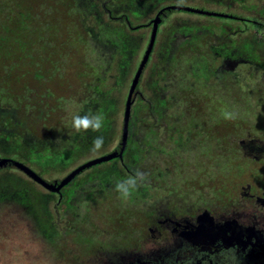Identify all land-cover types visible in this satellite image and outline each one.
I'll use <instances>...</instances> for the list:
<instances>
[{
  "label": "rangeland",
  "instance_id": "rangeland-1",
  "mask_svg": "<svg viewBox=\"0 0 264 264\" xmlns=\"http://www.w3.org/2000/svg\"><path fill=\"white\" fill-rule=\"evenodd\" d=\"M112 2L113 0L108 1L109 7H112ZM177 3L195 9L204 7L203 10L230 18L234 16L256 18L258 16L257 19L264 20V0H163L145 18H134L140 16L139 12H130V10L127 12L133 25L145 24L133 33L139 43H142L143 38L136 36L148 34L146 24L149 20L155 18V15L161 10L166 9V6H170L169 10L172 11V7L177 6ZM156 8L159 9L156 11ZM98 12L102 14L104 12V7L100 6V2L98 3ZM191 13L193 12L187 10L180 13L170 12L168 16H172L171 23L168 22L167 25L180 28L187 22L195 26L192 33L198 35L197 47L201 50L204 61L196 63L194 67L196 71L192 72V76H190L195 79V83L191 84L188 89L187 86L184 88L183 83L179 84L177 81L178 76L181 79L183 76L188 77L183 64L194 59L192 54L187 51L183 52L181 47V56L176 53L173 55L172 64H175L176 72L169 73L174 78V84H169L170 87L166 86L165 79L159 76H154V79L147 81L149 75L147 72L144 78L139 81L141 83L138 87V91L143 97L140 99L144 104H140L141 111H146L151 101L154 100V103L158 105L160 102L161 109L168 103L174 105V109L191 114L180 117L179 119L182 121L175 123L173 127L162 124L159 128H152L150 124H147L145 128L141 129L140 139L133 138V142L141 141L144 144L152 145V148L155 149L148 151L144 147V150L139 151V161L133 163L131 170L134 173L136 169H142L147 173L148 179H151L150 183L158 187L156 190L151 189L150 198L153 202L170 200L171 206L177 204L178 208H183L191 203L194 207H200L202 200L206 202L203 207L216 204L217 201L213 200V195H205L204 199L201 189L204 185L202 179L206 180L217 166H230L238 170L239 168L246 169L244 178L254 180L256 168L253 167V164L256 161H247L241 142H247L248 139H243L245 136L248 138H252L253 135L264 136L262 124L264 123V109L258 106L261 102L264 103L262 88L259 92L255 89L254 83L240 82L242 84L236 88L227 89L226 84L220 83L218 79L208 77L206 63L212 61V54L209 51L214 50L215 44H217V37L210 32H214L212 31L213 27L220 23V19L204 13L194 12V14L208 15L209 17L196 16ZM53 14L57 15L58 13L56 11L43 15L47 19V24L45 28H41V34L37 32L36 37L40 43L47 41L51 44V58L44 56L42 60L36 61V64L32 60L26 64L19 60H12L9 58V51H12L9 43L0 40V97H4V100L10 104L13 101L18 104L26 103L22 106L24 114L17 118L20 126H16V130L12 128L15 133L9 137L8 144L3 142V138L0 137L1 149L9 147V152L2 151L0 153L5 155L9 153V156H5L6 158L19 161L31 169L33 167L34 171L50 183L61 181L76 168L115 152L114 150L122 138L129 89L149 46V43L140 44V50L147 47L143 53L137 51L140 54L138 53L133 60L123 54L122 59L118 58L117 62L111 63L104 57V50L99 55L91 54L94 53V50L90 40L92 35L90 30H95L96 34L101 36L102 26L105 22L108 23L107 15L102 16L101 23H96L95 17L98 13L87 14L85 22L90 30L83 24L82 18L81 20L73 18L70 24L71 28L66 30L58 20H53ZM259 15L263 18H260ZM233 23L236 27L246 25L245 21H234ZM203 26H210L209 32L204 33ZM81 27L84 28V32ZM206 33L210 34L206 35ZM244 37L251 41L249 44L257 49L259 58L264 61V40L258 38L252 28ZM130 38L132 37L130 36ZM182 39L183 41L178 43L180 46L183 43L185 45L194 44L192 41L185 42L187 37ZM83 43L87 44V48L81 46ZM163 48L160 45L156 52L165 53ZM218 48L220 49L221 46ZM40 50L43 49L40 48ZM153 55L149 58L150 62ZM182 55H188V57ZM162 61L167 62V57L162 58ZM247 70H250L248 66L243 67L240 70V76L243 74L246 79ZM251 80L252 78L248 79V81ZM223 88L235 96L222 100L218 94L217 104H210L209 111H202L199 108L200 94L207 96L209 92H214L216 89L222 93ZM178 89H185L184 92H179L178 104L170 103L168 97L162 98V94L177 95ZM140 99L138 100L140 101ZM100 102L107 103L110 107L108 118L112 122V130L108 133L112 134L113 139L112 141L104 139V147L100 152L94 153L91 151L93 140H82L84 134L88 137L94 132L89 130L81 133V141H78L77 133L74 134L75 131L68 127L71 117L66 109L71 104L74 111L95 113L93 105L98 106ZM239 103H243L251 111L244 112L245 115H242L244 109L239 107ZM4 105L6 104L4 103ZM107 108L106 106V110ZM29 111L42 113L46 117L40 123L38 118L30 116L28 122V119L24 117L28 115ZM212 112H217V120L216 117L213 118L210 115ZM235 116L236 122L233 121ZM0 124L6 128L12 123L7 118H3L0 119ZM3 126L0 128V134ZM241 130H243L242 133ZM28 133L33 136H27ZM251 134L253 135L251 136ZM48 137H50L49 143L47 142ZM253 138L252 140H255V137ZM129 162L132 164L133 161ZM216 162L219 164L215 166ZM37 165H41V167ZM248 168H250L251 174H249ZM116 169H120L118 161L112 160L89 168L84 174H79L62 188L66 198L61 204L58 203L60 201L59 193L51 192L42 186L39 187L36 182L25 178L18 169H11V167L1 169L0 264H88V251L91 253L94 249L90 248L89 244L86 246V242L92 233L96 234L94 239L100 241L104 250H108V248L104 247L103 242L110 241L113 245H119L117 249L120 251L141 245L138 242L141 240V236L132 239L124 238L123 234H119L120 238L118 237L121 225L128 226L133 221L142 223L148 219L149 212L136 208L135 213L130 215L125 208H119L124 203L118 199L113 202L114 207H110L111 205L108 203L111 201L114 179L110 180L106 174ZM250 175H252V179ZM123 178L122 175L120 180ZM8 185L9 189H7ZM103 185L104 188H102ZM30 186L40 191L45 201L28 192ZM71 189H74V203L77 202L78 206L80 204L93 206L95 202V207L105 208L107 212L102 214L101 210L96 209L92 214H88V211L82 224L77 222L74 225L73 212L79 214V208L76 209V206H73L72 210L69 207V197L73 192ZM101 190L107 192H101ZM205 191L207 192L208 188ZM198 197L199 199H197ZM93 199L97 200L93 202ZM141 206L138 205V208ZM64 211L65 218L61 217L59 220L58 214ZM107 216L108 218L105 219ZM48 224L55 227L54 230H48ZM66 233L67 235H65ZM140 233L144 234V228L140 229ZM148 233L149 231L146 230L147 238ZM62 252L65 253L64 256H62Z\"/></svg>",
  "mask_w": 264,
  "mask_h": 264
},
{
  "label": "flooded vegetation",
  "instance_id": "flooded-vegetation-1",
  "mask_svg": "<svg viewBox=\"0 0 264 264\" xmlns=\"http://www.w3.org/2000/svg\"><path fill=\"white\" fill-rule=\"evenodd\" d=\"M150 4H154V7L157 6L156 2H150ZM154 7H151L150 9L146 10V14L144 18L148 16V14L153 12ZM158 9L156 8V11ZM201 9H204V7H202ZM170 12L173 11H167L162 15V19H163L162 22L163 24L161 23L162 29L158 33V38L157 40H155L152 53L149 57L151 58L152 55L154 54L153 59L151 62L150 59H148L147 64L143 69V72L149 73L147 81L153 79V74L155 76V73L157 72L165 77L164 82H166V86L168 87H170L169 84H174L173 82L174 78L171 77L169 73L176 72L175 64H172V62L168 63V61L167 62L162 61V58H165L163 54H165L167 51L168 42L170 41L174 43H179L183 41L182 38L185 37H187L188 41H192V42L193 40H198L197 39L198 35L193 33L185 36L186 33L176 31L175 36H173L172 35L173 30H175L176 28L174 27L173 30H170L172 26L167 25L168 22L169 24L171 23L172 16L171 17L168 16ZM191 14H194V12ZM194 15L208 16V15H200V14H194ZM156 16L157 14L155 15V17ZM216 18L220 19L223 17L216 16ZM233 18L236 17L234 16ZM256 18H258V16ZM260 18L263 17L261 16ZM153 19L154 18H151L149 22L146 24V28H148V30L146 28L145 29L146 32H148V34L145 35L143 34L142 36H139V38H143L142 42H144V44L147 43L149 34L150 35L152 34L151 29L153 30V24H152ZM246 20H247V24L250 23L253 25V27L251 28L254 30V32L260 34L263 30V33L260 35V39L264 40V29H263L264 26L260 31L258 28L260 26V23L257 22L264 20L261 19L257 20L255 19V17L254 18L246 17ZM225 21H226L225 19H220V23L219 24L217 23L215 26L220 25L221 23L223 24L228 23ZM185 24L189 27H193L191 23L185 22ZM247 24L246 26L241 27L242 29L246 28L245 30H239V32L236 33L235 35V38L239 40L241 43L247 39L244 37L245 35H247V32L250 29L249 27H247ZM143 25L145 24H142V27ZM168 36L170 37L168 38ZM161 38H164L165 40L161 41L160 40ZM160 45L164 47L163 50L165 51V53H161L159 51L156 52L159 49ZM146 47L147 46H145V48ZM140 51L143 52V49L141 48ZM115 52L116 51H112L110 55L104 54V57L109 61L110 60L112 61L113 56L116 58L117 54ZM243 55L244 57H240V58L236 57L234 58L233 61H232L233 58L229 57L230 59L225 60L228 65L224 64L221 67L219 66L217 68L207 63L208 77L211 78L210 77L211 72L215 73L214 75L216 74L219 75L220 74L219 72H224L225 71L224 69H228V68H229L228 71L232 70L231 72H234V74L240 75V70H242L243 67H246L248 63L252 65V66L249 65L250 71L254 70L255 67L254 59H258L261 63H264V61H262L259 58L257 49L253 48L251 45L250 48L246 49ZM212 67H214L213 71H211ZM190 76L187 78L183 77L182 79L180 78V76H178L179 78L177 79V81H179V84L183 83L184 88L187 86V88L189 89L190 85L195 83V79L191 78ZM246 80L247 79H245V82ZM203 83L205 84L206 82ZM210 83H215V82H210ZM250 83L253 82H248V84ZM138 87L139 85L136 88V98L133 102L132 110H131L127 144L123 150V146L121 144L123 139V133H122L120 144L114 150L115 152H122L123 150V157H116L112 159L118 161V165L120 169H116L113 171L119 175L117 176L119 177V179L122 175L124 178L132 175L133 171L131 169L133 163H138L135 161H139L138 153L140 150L137 147L139 145H143L144 143H142L141 141H140L141 143L133 142V138L137 137L140 139V133L142 128H145L147 124H150V126L152 124H155V126L157 125L158 128L162 124H166V126L173 127L175 123L182 121L179 119L180 117L189 116L191 114L190 112L174 109V106L171 105V108L169 107L171 110L169 111V113L171 115L170 114H168L169 116L167 115L168 121H166L161 117L163 116L164 112L160 111L161 110L160 102L158 105L157 103H154L155 102L154 100L151 101V104L146 111H141L139 108L140 104L141 105L144 104L143 101L141 100L143 99V97L141 96L140 91H138ZM184 91L185 89H178L177 95H170V96H167L166 94H162V98L168 97L170 103L172 102L175 103L176 105L179 103V99H180L179 92H184ZM192 91L194 92V90ZM262 92L264 93V90H262ZM218 94L220 95V98L222 100L230 99L231 97L235 96L225 90L222 93H220V90L216 89L214 92H209L207 94V96H209L210 98H207L206 101L204 99L198 100L199 108L202 111L205 110L209 111L211 108L210 104L212 103L217 104L216 102L218 101L217 98ZM205 95L206 94H204V96ZM213 98H215L216 100H213ZM138 99H140V101ZM263 104L264 103L261 102L258 106L260 108L263 107L264 109ZM238 105L240 108L244 109L242 111V115H245L244 112L248 113L249 111H251L247 109L243 105V103H239ZM210 115L213 118H215L217 116V112H212L210 113ZM233 118H234L233 121L236 122V116ZM170 123H172V125H170ZM262 124L264 126V123ZM219 125H221V123ZM123 126H124V122H123ZM242 132L243 130H241V133ZM256 134H258L257 131ZM252 135L253 134H251V136ZM253 137H255V140H252ZM253 137L248 138L245 136L243 139H248V140L245 143L241 142V147L245 152V156L249 155L250 157H252V162H254V160L256 161V163L253 164V167L256 168V171L254 170L256 174L254 180H250L248 178H244V180L240 182L239 181L234 182L233 180H231L230 181L231 184L228 183L227 180H225L221 188H219V190L218 189L215 190L214 193H212L209 190L207 192L204 190L201 194L204 195L203 196L204 199H205V195H213V200L217 201L216 204L213 206L210 205L203 207V205H205L206 202H203L205 200H202V204L200 207H194V205L191 203L190 205H187L183 208H178L177 204H173L171 206L170 200L153 202L152 198H149L147 199L146 204L144 206L138 208V206L136 207L134 205L135 204L133 202L134 200L132 199L129 200V202L126 204L127 205L126 212L128 214L133 215L135 213L136 208L138 210L149 212L148 219L143 221L142 223H138V222L135 223L136 221H133L128 226H124V228H128L129 230L127 234H123L124 238L133 239L141 236L140 238L141 240L138 241L139 244L141 245H136L132 248H127L125 250L120 251L117 249L119 245H113L111 241L108 243L103 242L104 247H107L108 250H104L102 247L100 248L95 247L91 254L88 251V255H89L88 264H185V261L189 257L195 258V264H215V262L211 259L212 254L219 252L221 248H231L234 246L237 248V256L239 258V264H264V136L253 135ZM107 140L112 141L108 138ZM144 147L148 151H152L155 149L152 148V145L150 144H145ZM0 154H2V156H0V159H9L5 157L6 155L9 156V153H7L6 155L4 153H0ZM129 161H133L132 164H130ZM9 167H11V169H18L17 167H15L14 164L9 163L7 161V163L4 164V166L0 167V170L8 169ZM92 167L85 168L79 174L86 173L88 171L87 169ZM33 169L34 168L32 167V170ZM248 169H249V174H251L250 168ZM18 170L25 176V178L32 179L29 176V174H27L25 171L20 169ZM214 171L216 172V170ZM215 172H212L206 180L202 179L205 185L212 186V183L217 185V183L220 182L214 177ZM250 178L252 179V175H250ZM34 182L37 183V181ZM7 189H9V185ZM71 191H73L72 193H74V189H71ZM114 191L115 190L113 183V192ZM102 192H107V191L103 190ZM56 193L60 194V201H58V203L61 204L62 201H64L63 200L64 193L62 192V189L61 191H58ZM218 193L222 195L224 194V196H220L219 198ZM197 199H199V197ZM121 227L123 226L121 225ZM141 228H144L143 235L140 233ZM146 230L149 231L148 238L146 237ZM145 237L146 239H144ZM106 244H111V245H106ZM197 251L202 253H207V255L203 256L202 258H197L196 257Z\"/></svg>",
  "mask_w": 264,
  "mask_h": 264
},
{
  "label": "trees",
  "instance_id": "trees-1",
  "mask_svg": "<svg viewBox=\"0 0 264 264\" xmlns=\"http://www.w3.org/2000/svg\"><path fill=\"white\" fill-rule=\"evenodd\" d=\"M108 1L109 0H0V40L6 41L7 43H9L10 50H12V51H9V58H11L12 60H19L20 62H24V64H26L28 61L32 60V62L36 64V61L42 60L44 56H48L49 58L52 57L51 44L47 41L40 43L36 38L37 32L41 34L42 33L41 28L42 27L45 28V25L47 24V22H46L47 19L43 15H48V14H50V12L55 13L57 11L58 17H57V15L53 14L52 18L55 21L58 20V22H60L61 25H63L66 30L71 28L70 24H71V21L73 18H76L79 20H81V18H82L84 21L83 24L86 26L87 29H89L87 27V22H85L87 20L86 16H88L87 14H89V13L97 12L98 15H96V17H95V22L101 23L103 21L102 16L107 15L108 16V18H107L108 23L105 22L104 25L102 26V29L100 30L101 36L97 35L95 30L89 29L92 33L90 40L92 42L93 50H94L93 51L94 53H91V54L99 55L101 52H103V49L104 50L106 49L105 52L108 51V52L112 53V51H116L115 52L117 54L116 58L113 56L112 61L110 60L111 63L117 62L118 58L122 59V56H124L123 54H126L127 56H129L130 59L133 60L138 55L137 51H140V49H139L140 44L144 45L143 42L139 43L138 39H136L135 36H133L134 32L141 29L142 24H139L138 26L133 25L132 19H130V16L127 15V12H129V10H130V12H135V13L139 12L140 16L134 17V18L141 19V18H144L147 9L154 7V4H150V2H156V5H158V3L162 2L163 0H115V2L113 0L114 3L112 2V4H113L112 7L108 6V4H107ZM99 2H100V6L104 7L103 14L98 12V3ZM9 5H10V8H9ZM44 11H46V13H44ZM167 11H170V10L165 9L163 12H161V16H160L161 22L159 23V26H158V32H157L156 40L158 38V33L162 29L161 28L162 24H163L162 23L163 22L162 15L164 13H166ZM172 11L173 12H179V13L185 12L184 10H181V9L179 10L177 8L172 9ZM216 16L223 17L220 19H225L226 20L225 22H228V23L224 22L225 24L221 23L220 25L214 26L213 27L214 30H212L214 32H210V33H214V35L217 37V40H216L217 44H215V49L209 51V53L212 54L211 63L213 64L215 61L218 62V65L215 66L217 68L219 66L221 67L222 65L227 64L225 61L227 59L233 58L232 59V61H233L234 58H236V57H239V58L244 57L243 53L246 51V49L250 48L249 43H251V41L245 40L244 42L241 43L239 40L234 39L236 33H238L239 30H245L246 28H244V29L241 28L244 26L236 27L233 22L235 20H238L240 22L245 21V23L247 24L246 17L239 16V17L230 19V18H228L229 16L228 17L222 16V14L221 15H212L211 17H216ZM255 19H257V18H255ZM116 21H119V22H116ZM257 22L260 23V26L258 28L261 31V29L264 26V21H257ZM182 25L183 26H181L180 28L178 27L175 30H173L174 27L172 26V28L170 30H173V33H172L173 36H175L176 31L186 33L185 36H187L188 34L190 35L192 33V30L195 28L194 25H193V27H189L186 24H182ZM247 27L251 28V27H253V25L248 23ZM81 28H83V27H81ZM204 28H205V29H203L204 33L209 32L208 29L210 28V26L204 27ZM46 30H48V29H46ZM84 31L85 30L83 28L82 32H84ZM210 33H206V35H208ZM262 33H263V31L260 34L257 33L259 38H260V35ZM130 36L133 39L130 38ZM136 37L139 38V36H136ZM165 38H166V36H165ZM204 38H206V37H204ZM118 39H120V41H118ZM161 40L164 41L165 39L161 38ZM187 41L188 40H185V42H187ZM193 42H194V44H191V45H185V43H183L180 46L178 43H174V42L169 41L168 45H167V51L165 54H163L165 57H167L168 63L173 62V55L175 53L178 54L179 56H181V47H182L183 52L187 51L189 54H192L194 59H192V61L190 60L187 63L183 64L185 74L188 77L192 74V72H194V67H195L196 63L203 61V57L201 56L202 52L197 47L199 40H193ZM27 43L31 44V46H28ZM35 43H36V46H35ZM147 43H149V41ZM81 46H84L85 48H87L86 43H83ZM219 46H221L220 49L218 48ZM40 48L43 50L41 51ZM144 50H145V47L143 49V52H144ZM81 51L85 53V51H83L82 49H81ZM118 55H119V57H118ZM182 56L188 57V55H182ZM113 59H114V61H113ZM187 60H188V58H187ZM187 60H185V61H187ZM208 64H210V62ZM208 64H207V66H208ZM249 65H251V64L248 63L247 66L249 67ZM254 65H255V67L253 66L254 70H251V71L247 70L246 82H253L256 85L255 89L257 91L261 92V88H262V90H264V63H261L258 59H254ZM36 66H38V65H36ZM213 70H214V67H212L211 71H213ZM224 70L226 71V72L224 71L225 73L219 72L220 74L219 75L216 74L214 77H213V75L215 73L211 72L210 77L211 78L213 77L212 79H218L219 82L222 84H226L228 86L227 89L232 88V87L234 89L237 86H239L240 84H242L240 82H245V78H244L243 74L241 76L234 74V72H231L232 70L228 71L229 68L224 69ZM31 71H33V70H31ZM195 71H196V69H195ZM144 76H145V72H142L139 81L142 80L144 78ZM155 76L156 77L159 76L160 78L165 79V77L160 73L155 74ZM183 77H185V76H183ZM249 78H252V80L248 81ZM153 79H154V74H153ZM140 83L141 82H139L138 85H140ZM223 90H224V88H223ZM223 90H222V92H223ZM106 97L108 98V95H106ZM213 100H216V99L213 98ZM3 102L6 105H4ZM24 105H26V103L18 104L16 102L14 103V101L10 104L9 102H6L4 100V97H0V119L7 118L12 123V124H9V127H6V128L2 124H0V128L2 126L4 127L2 129V133L0 134V137L3 138V140H4L3 142H5L6 144H8V142H9V137H11L15 133V132L13 133V129L16 130L17 129L16 126L17 127L20 126L17 118L20 117V115L24 114V112L22 111V110H24L23 109L24 107H22ZM106 106L109 109L107 108V110H106ZM169 107L171 108V104L166 103V106L160 110V111L164 112L163 116H167L168 114H170L169 111H171V110ZM93 108L95 110V113L98 112L104 116V121H105L104 127L102 128V130L100 132H94V133L90 134L88 137H86V135L84 134V137L82 140H85V139L93 140L98 135H103V137L106 141H109V140H107V138L112 140L113 139L112 134L108 133L110 130H112V128H111L112 122L108 118L110 107L107 105V103L100 102V104L98 106L93 105ZM27 113H28V115L24 118L28 119V122H29L30 116H34V117L38 118L40 123H41L42 119L44 117H46V116H43L42 113L41 114L37 113V112L35 113L33 111H29ZM111 114H112V112H111ZM162 118L165 119L166 121H168L167 117H165V118L162 117ZM28 125H29V123H28ZM151 127L152 128H158V126L157 125L155 126V124H152ZM81 133H85V132L82 131L80 133H77L78 141H81L80 140ZM74 134H76V132H74ZM27 136H33V135H31V133H28ZM77 136L75 135V138ZM50 137H48V141H47L48 143H49ZM10 144H12V143H10ZM144 146H145V144L139 145L137 148H139V150L142 151V150H144ZM2 151L9 152V147L1 149V146H0V152H2ZM24 153H26V152L24 151ZM246 158H247V161L248 160L252 161V157H250L249 155H247ZM218 164H219L218 162L214 163L215 166ZM37 166L41 167V165H37ZM45 166H47V168H49V166L47 164H45ZM245 174H246V169L241 170L239 168V170H238V169H235V168L230 167V166H224V167L217 166L214 177L217 180H219L220 182L217 183V185L212 183V186L211 185L207 186L204 184L201 190L203 192L206 188H208L209 191L214 193L215 190H217V189L219 190V188H221V186H222L223 182H225V180H227L228 183H230L231 180H233L234 182H236V181L240 182V181L244 180ZM106 176L110 180L112 179V181L114 179V184L117 180H120L119 177H117L119 175L116 174L114 171L106 174ZM120 178H122V176ZM32 181H35V180L33 179ZM150 182H151V179H147V181L145 183H143L138 188V190L133 193L131 199L134 200L133 202L135 203L134 205L136 207L138 205L144 206L146 204L147 199L150 198L151 189L156 190L158 188L157 186H155L154 184H152ZM104 183H105V181H104ZM37 184L39 187L42 186L38 182H37ZM32 187L33 186L29 187L28 192H31L32 194L39 196L42 201H45L43 199V194L40 191H38L35 187H33V188ZM102 188H104V185ZM102 191L103 190H101V192ZM28 192L27 193L24 192V193L28 195L29 194ZM116 195H118L116 192L111 193V201L108 203L109 205H111L110 207H114L113 202L116 199L120 200L118 197H116ZM73 196H74V193H72V195L69 197L70 198L69 207L72 210H73V206L74 207L76 206V209L79 208V214H75V212H73L74 213L73 216L75 217L74 225L77 222L82 224L83 219H86L85 214L88 211H89L88 214H92L94 210L96 211V209L101 210L100 213H102V214L107 212L105 210V208L95 207L94 200H97V199H93V202H94L93 206L90 204H86V205L80 204L78 206L77 202L74 203L75 199ZM218 196L220 198V196H224V194L222 195V194L218 193ZM65 198L66 197H64V199ZM104 201H106L105 198H104ZM99 203H101V202H99ZM106 208H108V207H106ZM119 208L127 209V205L122 204ZM109 214H110V212L107 215L109 216ZM65 216H66L65 211L61 214H58L59 220L61 219V217L65 218ZM79 216H80V218H79ZM108 216L105 219H107ZM43 220H46V219L43 218ZM54 228L55 227L48 224V230L51 231V229L54 230ZM69 230H71V229H69ZM128 232H129L128 228L121 227L119 232H118V237H119V234H127ZM65 235H67V233ZM95 237H96L95 233L90 234V239L86 242L87 243L86 246H88V244H89L90 248H92V249H94L95 247L100 248L102 244L100 243V241H98V239H94ZM61 254H63L62 256L65 255V253H63V252Z\"/></svg>",
  "mask_w": 264,
  "mask_h": 264
},
{
  "label": "clouds",
  "instance_id": "clouds-1",
  "mask_svg": "<svg viewBox=\"0 0 264 264\" xmlns=\"http://www.w3.org/2000/svg\"><path fill=\"white\" fill-rule=\"evenodd\" d=\"M167 7L170 6H166L165 8ZM159 14L160 12H158L157 16ZM66 110L69 112L71 117L68 127L74 130L76 133H80L82 131L87 132L89 130L92 132H100L104 127V116L98 112L93 113L91 111H74L71 104L67 106ZM104 143L105 140L103 135L96 136L93 139L91 151L94 153L100 152V150L104 147ZM147 179V173L141 169H136L132 175L124 179L117 180L114 184V190L118 194V198L121 200V202L127 204L133 193L137 191L138 188L147 181ZM205 255H207V253H202L199 251L196 253L197 258H202ZM211 259L215 262V264H239L237 248L235 246L231 248H221L219 252L211 255ZM185 264H195V258L189 257L185 261Z\"/></svg>",
  "mask_w": 264,
  "mask_h": 264
},
{
  "label": "water",
  "instance_id": "water-1",
  "mask_svg": "<svg viewBox=\"0 0 264 264\" xmlns=\"http://www.w3.org/2000/svg\"><path fill=\"white\" fill-rule=\"evenodd\" d=\"M172 8L173 9L177 8L179 10L181 9L184 11H186V10L192 11V12H196V13H200V14L204 13V14H208V15H221V14L209 12V11H206L203 9L202 10L201 9H195L193 7H189V6H185V5H177V6H173ZM166 9H169V7H167ZM163 11L164 10H161V12H163ZM161 12H160V14H161ZM160 14L152 20L153 30H152V34H151L150 44H149L148 49L146 51L145 58L143 59L141 65H140V68H138V70L135 74V77H134V79L131 83V86H130L128 99H127L126 107H125V115H124L123 139H122L123 150H124V148L127 144V140H128L129 123H130V117H131L132 104H133L135 97H136V88H137V85L139 83V79H140V76L143 72V69H144V67L148 61L149 55L151 54L152 49H153L154 44H155V40H156V36H157V32H158V26H159V23L161 22ZM123 150L119 154H118V152H112L106 156L92 160V161L76 168L75 170H73L69 175H67L60 182L56 181L54 183H50V182L46 181L37 172H35L31 168H29L28 166L24 165L23 163H21L19 161L10 159V158L9 159H0V167L4 166V164H6L8 161L9 163L14 164L15 167H17L18 169L23 170L27 174H29V176L31 178H33L35 181H37L45 189H47L51 192H58V191H61V189L65 185L69 184L85 168L92 167V166L97 165V164H101L102 162L110 161L116 157H123Z\"/></svg>",
  "mask_w": 264,
  "mask_h": 264
},
{
  "label": "crops",
  "instance_id": "crops-1",
  "mask_svg": "<svg viewBox=\"0 0 264 264\" xmlns=\"http://www.w3.org/2000/svg\"><path fill=\"white\" fill-rule=\"evenodd\" d=\"M150 40H151V35L149 34V36H148V40H147V42L149 41V43H150ZM105 54L106 55H110L111 53L110 52H105ZM150 56V55H149ZM149 59V58H148ZM209 63V62H208ZM210 64L211 65H213V66H217L218 65V62H214L213 64L210 62ZM201 95V98L200 99H204L205 101L207 100V98H210L209 96H204V95H202V94H200Z\"/></svg>",
  "mask_w": 264,
  "mask_h": 264
}]
</instances>
